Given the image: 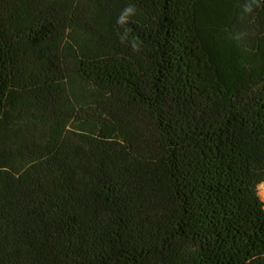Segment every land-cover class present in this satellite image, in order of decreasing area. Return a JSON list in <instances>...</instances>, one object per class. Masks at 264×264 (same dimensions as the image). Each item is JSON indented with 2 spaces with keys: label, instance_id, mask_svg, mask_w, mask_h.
Listing matches in <instances>:
<instances>
[{
  "label": "trees",
  "instance_id": "16d2710c",
  "mask_svg": "<svg viewBox=\"0 0 264 264\" xmlns=\"http://www.w3.org/2000/svg\"><path fill=\"white\" fill-rule=\"evenodd\" d=\"M264 0H0V264H264Z\"/></svg>",
  "mask_w": 264,
  "mask_h": 264
},
{
  "label": "rangeland",
  "instance_id": "374dc122",
  "mask_svg": "<svg viewBox=\"0 0 264 264\" xmlns=\"http://www.w3.org/2000/svg\"><path fill=\"white\" fill-rule=\"evenodd\" d=\"M258 194L264 203V184L258 186Z\"/></svg>",
  "mask_w": 264,
  "mask_h": 264
}]
</instances>
